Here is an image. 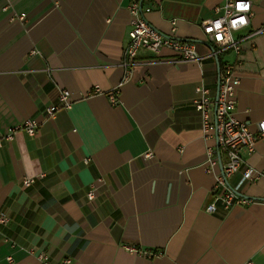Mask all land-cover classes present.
<instances>
[{"label":"crops","instance_id":"crops-1","mask_svg":"<svg viewBox=\"0 0 264 264\" xmlns=\"http://www.w3.org/2000/svg\"><path fill=\"white\" fill-rule=\"evenodd\" d=\"M249 1V27L234 34L239 54L214 56L201 23L221 0H143L146 22L195 44L199 60L140 52L127 75L130 0H0V138L38 124L34 137L16 131L0 148V212L9 219L0 264H41L39 254L49 264H264V143L241 151L242 169L261 177L227 180L250 203L206 212L224 156L193 106L195 90L214 98L221 68L234 65V118L253 134L264 121V0ZM62 90L72 106L48 119Z\"/></svg>","mask_w":264,"mask_h":264},{"label":"built area","instance_id":"built-area-1","mask_svg":"<svg viewBox=\"0 0 264 264\" xmlns=\"http://www.w3.org/2000/svg\"><path fill=\"white\" fill-rule=\"evenodd\" d=\"M3 10H6L4 8ZM130 17V31L128 33V42L122 53L121 67L129 75L135 65V60L140 52H146L150 55L158 56L162 50H168L175 55L176 62H196L199 60L196 54L195 44L182 42L172 36H166L156 31L150 26L145 15L150 13V8L143 7V0H130L128 6ZM217 16L213 19L205 20L201 23V30L205 42L213 48V55L225 51H231L234 54L240 52V39L235 38L234 34L239 33L249 27L252 17V7L249 0H221V6L216 9ZM12 19L23 21L25 14L13 16ZM172 33H174L175 22L171 23ZM37 53L32 51L31 56ZM239 84L237 69L234 65H224L219 74L218 88L216 96L211 98L209 90L206 88H197L196 99L193 101L195 110L201 118V132L205 139H213L216 146L224 156V163L220 173L216 175V185L214 188L213 202L207 206L206 212L214 213L217 206L223 210L247 205L250 203L243 196L237 195V189L234 191L228 187L227 180L240 173V185L250 184L257 181L261 175L251 168H243L241 151L245 150L248 154L254 151L257 142L264 143V121L257 125V132L251 133L247 124L234 118L235 109V90ZM94 93L99 94V88H94ZM111 103L115 104L117 91H110ZM72 106L70 93L66 90L59 92L57 104L46 109V117L54 118L59 110H69ZM213 114V119L211 118ZM37 122L35 120H26L16 125L13 130L3 138H0V148L4 142L13 140V133L24 131L29 137H34ZM206 154L212 156V149L207 147ZM209 167H217L216 161H209ZM208 170L207 172H212ZM98 180L96 183H101ZM34 183L32 178H25L22 182L23 187H30ZM96 186L92 184L86 194L87 201L95 198ZM239 194V193H238ZM9 219L5 213L0 212V228L5 227ZM134 251V250H130ZM136 252V251H135ZM138 253V252H136ZM41 264H49V258L45 254L37 255ZM9 261V260H8ZM10 262V261H9ZM62 264H71L70 260H64Z\"/></svg>","mask_w":264,"mask_h":264},{"label":"water","instance_id":"water-1","mask_svg":"<svg viewBox=\"0 0 264 264\" xmlns=\"http://www.w3.org/2000/svg\"><path fill=\"white\" fill-rule=\"evenodd\" d=\"M204 44L207 45V46H209L207 43H204ZM211 50H212V48H211ZM212 51H213V50H212ZM237 195H240V194L237 193Z\"/></svg>","mask_w":264,"mask_h":264}]
</instances>
